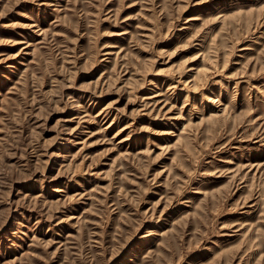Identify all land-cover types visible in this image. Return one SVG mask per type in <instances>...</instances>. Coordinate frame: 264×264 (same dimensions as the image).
I'll return each mask as SVG.
<instances>
[{"label": "rangeland", "instance_id": "rangeland-1", "mask_svg": "<svg viewBox=\"0 0 264 264\" xmlns=\"http://www.w3.org/2000/svg\"><path fill=\"white\" fill-rule=\"evenodd\" d=\"M0 264H264V0H0Z\"/></svg>", "mask_w": 264, "mask_h": 264}]
</instances>
